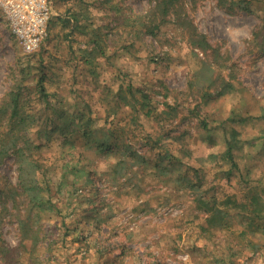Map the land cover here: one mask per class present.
Returning <instances> with one entry per match:
<instances>
[{
	"label": "rangeland",
	"instance_id": "1",
	"mask_svg": "<svg viewBox=\"0 0 264 264\" xmlns=\"http://www.w3.org/2000/svg\"><path fill=\"white\" fill-rule=\"evenodd\" d=\"M47 1V34L33 51L22 48L0 9V100L20 80L27 97L26 84L45 76L46 90L69 100L71 110L73 103L102 120L119 86L141 88L160 107L166 102L178 109L161 122L118 110L126 118L119 127L123 142L149 161L133 164L126 157L131 169L117 181L114 153H95L84 139L68 133L65 143L56 134L39 155L52 187L46 208L32 207L18 187L12 151L1 157L0 264H264V246L250 250L220 229H205L196 194L175 190L154 167L166 148L175 152L183 166L201 170L198 193L218 201H242L250 186H264V0H247L243 9L232 0H184L183 17L170 11L156 29L153 0ZM202 38L205 49L190 43ZM92 40L102 54L91 52ZM201 66V81L220 77L216 85H224V93L200 101L187 91ZM231 128L239 131V169L229 177L223 172L229 164L214 155L224 150ZM159 136L163 149L155 143ZM70 152L78 156L71 160ZM68 159L77 164L76 176L64 167ZM22 222L31 234H23Z\"/></svg>",
	"mask_w": 264,
	"mask_h": 264
},
{
	"label": "trees",
	"instance_id": "2",
	"mask_svg": "<svg viewBox=\"0 0 264 264\" xmlns=\"http://www.w3.org/2000/svg\"><path fill=\"white\" fill-rule=\"evenodd\" d=\"M153 1L155 4L149 15L153 20L157 19L154 29L165 20L170 11H175L179 14V17H183V14L179 13V7L183 6L184 0ZM248 3L247 0L231 1L232 5L234 4V6L241 9L247 8ZM71 18L76 23L78 22V15ZM178 23L182 26L184 24L183 19H180ZM76 29L82 31L84 27ZM262 29L264 30V18L262 19ZM196 42L195 39L190 41L191 44H198L205 49L204 38L198 43ZM90 43H92L91 52L97 51L98 54L104 52L97 40H92ZM123 47H126V45H123ZM205 65L209 66L210 64ZM201 70L202 66L188 79L187 91L198 96L200 101L206 100L208 96H212L215 92L218 94L225 92L222 87L224 85H216L220 77L218 79V77L209 76L208 79L201 81ZM90 72H94V69L91 68ZM44 78L45 76H41L26 84L29 92L27 97L20 89L22 84L20 80L21 83L17 82L6 96L0 100V159L9 154V151H12L17 164L18 187H20L21 192L27 197L32 207L46 208L48 204H51L52 187L50 183H47L50 178L46 177L48 166L44 159L42 162L39 155L43 154L44 151L41 150L48 145L56 134H63L67 138L64 139L65 143L68 140V133L70 139L74 137L84 139L88 147L92 146L95 149L93 150L95 153H99L103 149L108 153H114L117 157L114 167L118 166L113 168V173L116 174L114 181H117L119 178L126 176L128 170L131 169V164L126 160V157L129 159L132 157L134 159L133 164L141 165L142 162L147 164L149 161V159L135 152L127 141L123 142L124 133L120 131L119 127L123 125L122 123L126 118L120 115L118 110H124L127 115L131 114L133 120L142 117V120L153 119V121L161 122L170 120L178 109L177 105L166 102L162 103L163 106L160 107L158 103H153L151 95L141 88L132 85L119 86L112 93L111 102L114 103V106L111 105L110 111L102 120V117L92 115L86 107L87 111L85 113L83 109H78L79 106L70 103L75 108L71 110L70 106H67L69 100L64 101L56 92L50 93L46 90ZM204 81H207V84ZM226 83L228 85L226 90H229L232 85L229 81H226ZM213 86H217L215 91H209V88ZM105 98L109 100L107 97ZM32 101H37L40 106H33ZM228 119L234 121L233 117H228ZM203 123L204 129H206V123ZM98 124L100 126H97ZM128 128H126V132L129 131ZM223 130H225V127ZM226 133V136L223 135L224 150L221 153H215L214 156L219 159L222 158L223 161L229 164L228 169L223 172L230 177L236 169H239L234 149L238 146L240 139L237 137L239 131L234 128ZM161 139L162 137L159 136L155 139V143L158 144L160 149H163L165 147L162 146L165 143H162ZM118 146L124 147V151H113V148H118ZM68 155L72 157L71 160H74L78 153L75 155L70 152ZM155 163L154 167L158 170V173L168 176L167 179L172 180L169 183L173 185L175 190L188 188L196 194L193 198L197 204L196 207L206 213L205 229H220L230 236L246 242V246L251 248L250 250L264 246V186H250L245 200L242 201L235 199L233 196L218 201L217 198L204 197L198 193L202 185L201 170L195 167L183 166L181 157L175 152H170L166 148L163 155L158 156ZM64 167L76 176V163L70 162V159H68ZM189 168L192 169L193 175H189ZM127 179L129 180L128 177ZM170 180H167V182ZM62 182L59 183V186ZM235 218L238 219L235 220ZM20 225L24 235L31 234V228L26 223L22 222Z\"/></svg>",
	"mask_w": 264,
	"mask_h": 264
},
{
	"label": "built area",
	"instance_id": "3",
	"mask_svg": "<svg viewBox=\"0 0 264 264\" xmlns=\"http://www.w3.org/2000/svg\"><path fill=\"white\" fill-rule=\"evenodd\" d=\"M0 9L23 49L39 48L47 34L50 5L47 0H0Z\"/></svg>",
	"mask_w": 264,
	"mask_h": 264
}]
</instances>
